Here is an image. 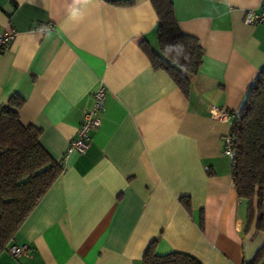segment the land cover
Listing matches in <instances>:
<instances>
[{"label":"crops","instance_id":"1","mask_svg":"<svg viewBox=\"0 0 264 264\" xmlns=\"http://www.w3.org/2000/svg\"><path fill=\"white\" fill-rule=\"evenodd\" d=\"M170 1L204 49L188 95L142 50L157 47L150 0H0V32H16L0 51V104L23 97L20 121L63 166L13 237L28 250L0 264H142L152 242L242 264L264 244L222 154L232 120L209 112L238 111L264 67V22L244 23L261 0ZM100 86L87 151L66 153Z\"/></svg>","mask_w":264,"mask_h":264},{"label":"trees","instance_id":"2","mask_svg":"<svg viewBox=\"0 0 264 264\" xmlns=\"http://www.w3.org/2000/svg\"><path fill=\"white\" fill-rule=\"evenodd\" d=\"M150 2L157 15V47L144 42L142 50L155 70L166 71L188 95L190 77L198 72L204 49L197 37L180 29L170 0ZM23 104L24 98L18 94H12L7 103L0 104V255L12 244L20 225L63 170L62 163L40 144V129L20 121L18 110ZM230 113L234 115L230 135L236 151L231 170L234 189L246 204V229L254 225L264 232V67L247 88L240 109ZM262 261L264 244L251 260L242 264ZM142 264L202 262L182 251L158 254L152 242L144 252Z\"/></svg>","mask_w":264,"mask_h":264},{"label":"built area","instance_id":"3","mask_svg":"<svg viewBox=\"0 0 264 264\" xmlns=\"http://www.w3.org/2000/svg\"><path fill=\"white\" fill-rule=\"evenodd\" d=\"M264 22V0L260 1L259 9L248 10L244 16V23L246 24H256ZM52 28L51 25H47L41 28L42 31ZM16 32L9 28L0 32V51L7 48L14 38ZM104 97V88L102 86L98 87L94 91V105L83 111L82 120L78 126L76 136L70 141L66 153H71L76 151L80 154H84L89 146L90 135L89 132L91 129L96 128L100 124V116L98 115V110L101 108V99ZM210 114L220 120L233 119L234 115L225 109H220L212 107L210 109ZM222 154L229 157L231 163L235 162L236 151L233 146V138L230 134L224 136L222 141ZM28 250L26 244H10L6 251L13 257H18L19 255L25 253ZM259 264H264V261Z\"/></svg>","mask_w":264,"mask_h":264}]
</instances>
